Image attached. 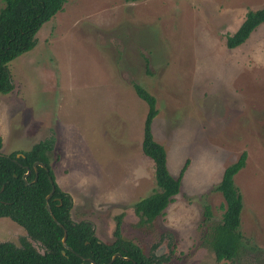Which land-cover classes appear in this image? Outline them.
Masks as SVG:
<instances>
[{"label":"rangeland","instance_id":"rangeland-1","mask_svg":"<svg viewBox=\"0 0 264 264\" xmlns=\"http://www.w3.org/2000/svg\"><path fill=\"white\" fill-rule=\"evenodd\" d=\"M262 7L264 0H67L40 27L35 47L8 65L2 153L53 142L48 162L72 197L71 217L92 222L108 241L106 221L118 228L120 216L157 188L141 151L147 105L134 91L139 84L156 99L151 129L170 174L188 163L179 193L156 218L152 231L160 236L134 231L132 239L143 248L162 242L159 264H264V23L226 46L245 13ZM243 151L234 184L244 247L219 262L202 239L222 217V173ZM24 235L0 218V241Z\"/></svg>","mask_w":264,"mask_h":264},{"label":"trees","instance_id":"trees-1","mask_svg":"<svg viewBox=\"0 0 264 264\" xmlns=\"http://www.w3.org/2000/svg\"><path fill=\"white\" fill-rule=\"evenodd\" d=\"M133 2L135 0H123ZM0 7V93L7 94L13 89L8 69L9 63L36 45V35L40 27L63 10L67 0H2ZM264 23V7L248 10L238 29L226 36L227 48L242 44L260 24ZM136 95L147 105L143 129L141 151L150 158L154 166L157 188L152 194L134 205L141 222H151L163 214L180 191L182 175L188 160L179 174L174 177L167 168L166 150L154 140L151 124L158 114L156 99L141 85L134 83ZM3 141L0 136V218L7 217L20 226L25 235L18 243L0 241V264H96L107 263L111 256L119 252L130 260L116 257L111 264H154L160 262L154 254H144L140 244L123 236L120 227L114 233L115 241L104 242L96 235L86 220L76 221L71 217L72 197L54 181L48 158L53 142L39 141L28 150L2 153ZM19 154V156H17ZM246 152L229 164L223 171L217 189L224 200V210L220 222L211 227L206 235L215 251L216 260L237 258L244 243L240 233L242 197L234 184V175L245 165ZM37 166L35 178L34 162ZM27 168L30 173L23 178ZM46 168L48 171H46ZM55 190L48 199L55 221L45 207V196L51 189L49 177ZM26 182L28 184H26ZM205 219L210 218L208 206ZM63 228L66 229V245L61 243ZM43 251V253L41 252ZM64 251V253H62ZM165 257H162L163 259Z\"/></svg>","mask_w":264,"mask_h":264},{"label":"flooded vegetation","instance_id":"flooded-vegetation-1","mask_svg":"<svg viewBox=\"0 0 264 264\" xmlns=\"http://www.w3.org/2000/svg\"><path fill=\"white\" fill-rule=\"evenodd\" d=\"M132 210H133V212L131 211V214H130L131 216H126V213L124 215L120 216L121 226H119V227L121 229V232H122L123 236L132 239V236H131L132 235V232L136 231L135 233L140 234L144 239H147V238L148 239H152L154 234L158 238L160 236V234H156L155 233V232L158 231V229H155L154 231H152V229L156 226V219L153 220V221H151V222H141L140 221V217H139V215H137L135 213L134 208H132ZM100 217L104 221L103 215H100ZM86 221L92 226V229L95 231L94 224L92 222L88 221V220H86ZM126 221H128L132 225H134V230H132V231H124V225L125 224L123 222L126 223ZM116 222L117 221H114L113 224H109V220L106 221V225L104 227V228H106V230H105V237L108 239V241H106V242H113V241H115V237L111 234L110 231H112L114 229V233H115V231L117 229ZM125 230H126V227H125ZM210 230H211V228L209 229V232H210ZM124 233H125V235H124ZM206 233H207V231L205 232V236L202 239L203 240V243H204V246H206V247L209 248V250L214 254V257H215V260H216L215 251L213 249V246L210 244V239L206 237V235H207ZM141 248H142L144 254H146L147 256H149L151 254H154L158 260L160 259V261L164 259V258L161 259L162 257H165L166 256L164 254L163 255L161 254L160 256H157L156 255V252L157 251H164L163 249L165 247L162 246V242L159 243L158 245H153L152 246L150 244L146 248H143V247H141ZM154 264H159V262L154 263Z\"/></svg>","mask_w":264,"mask_h":264},{"label":"water","instance_id":"water-1","mask_svg":"<svg viewBox=\"0 0 264 264\" xmlns=\"http://www.w3.org/2000/svg\"><path fill=\"white\" fill-rule=\"evenodd\" d=\"M17 156H19V154H17ZM37 166H44V165H43V163L38 162V161H36V162L33 163V168H34V170H35V178H36V176H37V174H36V173H37V172H36V171H37ZM46 171H48L47 168H46ZM29 173H30V169L27 168L26 172H25L24 175H23V178L25 179L26 176H27ZM48 177H49V180H50V183H51V189H50L49 193L45 196V201H46V203H45V207H46V210H47V211L49 212V214L51 215L52 219L55 221V218H54V216H53V214H52V212H51V210H50V206H49V203H48V199H49L50 196L53 194V192H54V190H55V187H54L53 180L51 179V177H50V176H48ZM26 184H28V183L26 182ZM55 222H56L59 226L63 227L62 224L58 223L57 221H55ZM66 236H67L66 229L63 228V235H62V237H61V243H62V245H63L64 248L70 249V248L66 245V242H65V241H66ZM162 252H163V251H157V252H156V255H157V256H160V255L162 254ZM42 253H43V252H42ZM62 253H64V251H62ZM116 257H120V258L125 259V260H130L129 257H124V256H122L119 252H116V253H114V254L111 256L110 260H109L107 263H103V264H111V263L115 260ZM86 260H88L89 264H96L95 261L92 260V259H89V258H88V259H86ZM82 264H84V263H82ZM133 264H136V262L133 261Z\"/></svg>","mask_w":264,"mask_h":264}]
</instances>
